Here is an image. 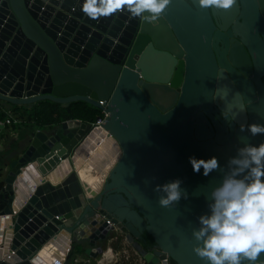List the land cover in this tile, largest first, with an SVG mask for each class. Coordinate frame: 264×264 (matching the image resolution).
Segmentation results:
<instances>
[{
  "label": "water",
  "instance_id": "water-1",
  "mask_svg": "<svg viewBox=\"0 0 264 264\" xmlns=\"http://www.w3.org/2000/svg\"><path fill=\"white\" fill-rule=\"evenodd\" d=\"M82 3L0 0V100L61 106L84 100L107 111L102 126L116 146L90 190L69 159L89 123L62 120L19 143L0 186V213L15 210L6 236L16 264L33 263L61 228L94 257L110 229L105 217L145 264L164 257L208 264L193 251L192 230L210 212L207 198L229 158L246 143L264 142V134L240 130L264 124V0H237L230 11L172 0L157 25L127 11L91 20ZM224 110L235 120L224 118ZM193 156H215L222 170L194 172ZM65 158L69 170L61 175ZM177 178L188 199L160 206L155 186ZM142 231L153 248L137 241Z\"/></svg>",
  "mask_w": 264,
  "mask_h": 264
},
{
  "label": "clouds",
  "instance_id": "clouds-1",
  "mask_svg": "<svg viewBox=\"0 0 264 264\" xmlns=\"http://www.w3.org/2000/svg\"><path fill=\"white\" fill-rule=\"evenodd\" d=\"M171 2L83 0L81 11L91 20L127 11L132 18L157 25ZM198 4L201 9L230 11L237 6V0H198ZM214 91L217 96L219 90ZM240 99L243 102L244 97L241 95ZM240 107L245 110L243 103ZM223 117L236 118L229 110L223 111ZM245 127L252 136L264 134V124H241L240 130L244 131ZM189 160L193 171L199 173L202 168L204 176L222 170L215 156L208 159L193 156ZM181 185L179 178L157 184L154 190L162 193L158 200L160 206L169 208L182 198L188 199L189 194ZM207 199L210 212L200 215L199 227L192 230L197 242L193 251L208 264H264L260 258L264 254V142L239 147L237 154L229 158L221 183L212 188Z\"/></svg>",
  "mask_w": 264,
  "mask_h": 264
},
{
  "label": "built area",
  "instance_id": "built-area-1",
  "mask_svg": "<svg viewBox=\"0 0 264 264\" xmlns=\"http://www.w3.org/2000/svg\"><path fill=\"white\" fill-rule=\"evenodd\" d=\"M100 104H102V101H98ZM100 114L95 117V119L91 122H89V129L88 131L84 134V136L80 139V141L74 146L73 148V154L72 159H74V155L76 150L81 146V144L84 142L86 137L89 135L90 132L93 130L99 129L103 130L104 136L110 137L107 134V131L103 128L102 123L104 121V116L107 114V111L104 110V108L99 109ZM15 119L12 120L14 122ZM10 120L9 118H4L3 120H0V125L3 124H9ZM101 123V124H100ZM100 139H96L95 142H99ZM72 170L77 173L76 169L73 167ZM14 209L11 210L10 213H0V261H5L9 264H16L19 261V258L14 254V251L10 248L8 244V236L7 235V230H8V225L7 223H11L12 221V213H14ZM104 221L106 224L110 225V229L107 230L106 236L110 233V231H114L113 234H115L119 229L111 222L108 218H104ZM62 231V232H61ZM59 232L58 237L56 236ZM56 236V237H55ZM54 238V239H53ZM108 244L104 247L101 248V251L97 253L94 257L85 255V256H77L75 254H71L73 246L72 243L70 242L69 238V233L62 228L59 229L53 236H51V241L52 244H48V250L51 249V252H55L56 255L52 256L50 260L44 261L45 259H39V258H34L32 261L33 263L30 264H113L116 260V256L118 253V249H113L110 246V241L114 238L111 237L109 241V237H106ZM5 239V243H4ZM63 240V243L59 245L57 243V240ZM124 242L125 244H129L125 235L121 239V243ZM85 246V245H84ZM167 257H164L162 259L158 260L159 264H168ZM145 264V263H143Z\"/></svg>",
  "mask_w": 264,
  "mask_h": 264
},
{
  "label": "trees",
  "instance_id": "trees-1",
  "mask_svg": "<svg viewBox=\"0 0 264 264\" xmlns=\"http://www.w3.org/2000/svg\"><path fill=\"white\" fill-rule=\"evenodd\" d=\"M2 103L4 102L0 101V120L6 117L9 118L10 124L14 128H21L24 126L43 128L66 119H78L89 123L100 114L98 107L80 99L70 101L66 106H61L58 102L49 99H38L24 104L5 102L7 104L5 108L2 107ZM11 119H15V121L12 122ZM1 184L2 181H0V186ZM140 235L137 241L141 247L146 250L154 247L155 243L149 233L142 231ZM110 246L113 249H119L121 247L120 239L118 238L110 243ZM82 249L83 248L80 249L81 252L83 251ZM73 252H71V254ZM167 261L168 264H177L171 258H168Z\"/></svg>",
  "mask_w": 264,
  "mask_h": 264
},
{
  "label": "bare ground",
  "instance_id": "bare-ground-1",
  "mask_svg": "<svg viewBox=\"0 0 264 264\" xmlns=\"http://www.w3.org/2000/svg\"><path fill=\"white\" fill-rule=\"evenodd\" d=\"M96 139H100V141L95 142ZM110 142L111 137L104 136L103 130L96 129L89 133L76 150L74 156L76 171L81 180L86 183V189L93 190L96 188V184L101 181L103 172L109 164ZM65 165L68 166L66 162ZM57 243L61 245L63 240L59 239ZM46 247H48V242L44 243L37 251L39 256L45 254Z\"/></svg>",
  "mask_w": 264,
  "mask_h": 264
},
{
  "label": "crops",
  "instance_id": "crops-1",
  "mask_svg": "<svg viewBox=\"0 0 264 264\" xmlns=\"http://www.w3.org/2000/svg\"><path fill=\"white\" fill-rule=\"evenodd\" d=\"M0 101H2V100H0ZM2 102H4V103H2V107H4V108L7 107V104L5 103V101H2ZM38 128L39 127H35V126H24L21 128H14V127H12V125L10 123L6 124V125H0V173L3 169H6V171H7V169L9 168V162L18 155L19 143L22 142L27 136H29L32 132H34ZM110 143H111V148H110V154H109L110 159L109 160L113 159L114 154L116 153V146L113 144V142H110ZM72 160H73L72 165L76 169L75 161H74V159H72ZM64 161L68 165V161L66 158ZM61 167H62V171L59 173L61 175L64 174L67 170H69V165L66 166L65 163L62 164ZM26 173H30L33 176V179L35 181L38 178V175L37 174L35 175L34 169L30 168L27 170ZM54 177L55 176H53L52 179H54ZM0 181H2L1 178H0ZM52 181H55V179ZM58 235H59V232L56 236L58 237ZM50 251H51V249L48 250V248L46 247L45 252H44L45 254L43 256H41V255L39 256V253H35L34 258H39V259L43 258V259H45L44 261H48L51 259L52 256L56 255V253L54 251L51 253H50ZM72 252H73V249H72ZM73 254H75V253L73 252ZM37 256H39V257H37Z\"/></svg>",
  "mask_w": 264,
  "mask_h": 264
},
{
  "label": "rangeland",
  "instance_id": "rangeland-1",
  "mask_svg": "<svg viewBox=\"0 0 264 264\" xmlns=\"http://www.w3.org/2000/svg\"><path fill=\"white\" fill-rule=\"evenodd\" d=\"M9 103V102H6ZM69 159L71 160V163L73 164V160L71 158V155L69 156ZM6 169H3L0 173L1 180L3 179V176L5 174ZM114 231H110V233L106 236L109 237V241L111 237H113ZM99 239L97 241L98 244L102 248H104L107 244V238ZM115 239L113 238L110 243L114 242ZM121 243V240H120ZM73 251L77 256H85L86 254L84 252H81L80 249L85 245L83 241H75L73 242ZM145 263L142 257L137 253V251L130 245L125 244L124 242L121 243V247L118 249V253L116 256V260L113 264H143Z\"/></svg>",
  "mask_w": 264,
  "mask_h": 264
},
{
  "label": "flooded vegetation",
  "instance_id": "flooded-vegetation-1",
  "mask_svg": "<svg viewBox=\"0 0 264 264\" xmlns=\"http://www.w3.org/2000/svg\"><path fill=\"white\" fill-rule=\"evenodd\" d=\"M188 3H190V0H186ZM124 236V233L117 231L115 234H114V239L117 240L118 238L121 240L122 237ZM141 236V235H140ZM129 243V242H128ZM130 244V243H129ZM131 245V244H130ZM132 246V245H131Z\"/></svg>",
  "mask_w": 264,
  "mask_h": 264
}]
</instances>
